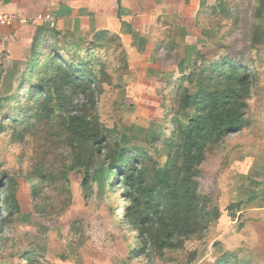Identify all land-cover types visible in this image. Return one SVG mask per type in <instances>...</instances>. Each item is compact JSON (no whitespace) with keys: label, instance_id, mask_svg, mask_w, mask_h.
I'll return each instance as SVG.
<instances>
[{"label":"rangeland","instance_id":"374dc122","mask_svg":"<svg viewBox=\"0 0 264 264\" xmlns=\"http://www.w3.org/2000/svg\"><path fill=\"white\" fill-rule=\"evenodd\" d=\"M201 1L198 12L182 14L178 9L176 25L161 33V38L166 37L162 50L160 38L150 55L136 51L137 30H127L134 45L114 44L104 49L111 82L99 88L97 102L104 125L115 131L122 146L148 154L152 168L166 160L162 152L173 130L170 98L176 85L196 66L202 69L227 57L248 65L253 73L250 126L209 150L200 170V192L217 213L207 230L178 247L163 251L149 247L134 255L141 243L124 216L131 204L125 178L115 175L117 171L109 173L106 165L93 172L87 191L81 171L69 172L65 180L61 168L67 162L62 157L67 156L68 148L53 137L52 127L39 122L18 141L13 139L12 121L0 133L3 221H9L14 211L6 199L24 200L25 208L34 212L26 222L34 226L35 238L45 247L50 244L63 260L83 264H264V19L255 18L263 2ZM4 29L0 28V99H9L0 107V115L15 116L21 108L16 100L23 102L21 91L28 93L20 86L33 54V41L30 33L20 41ZM27 77L30 80L31 75ZM82 100L79 94L76 101ZM45 160L58 168L53 169L57 179L34 198L33 171ZM38 204L45 209L43 214L37 213ZM37 216L42 221L39 226ZM32 260L29 264H40L36 258ZM48 260L43 257L42 264Z\"/></svg>","mask_w":264,"mask_h":264},{"label":"trees","instance_id":"16d2710c","mask_svg":"<svg viewBox=\"0 0 264 264\" xmlns=\"http://www.w3.org/2000/svg\"><path fill=\"white\" fill-rule=\"evenodd\" d=\"M261 2L263 5L255 13L257 20L264 19V0ZM114 44L123 46L120 35L108 30L97 33L90 48L54 45L36 37L20 86L28 93L21 91L23 102L16 100L21 108L15 116L0 115V133L7 129L9 121L15 141L37 122L52 127L56 132L53 137L68 148L67 156L62 157L67 162L61 168L65 180L69 172L79 170L84 174L82 186L87 191L93 172L106 165L109 173L117 171L115 175L125 178L131 204L125 208L124 216L141 243L134 255L149 247L159 251L175 248L185 239L202 235L217 214L209 198L200 192V170L209 150L250 126L253 73L247 64L227 57L202 69L196 66L184 77L170 98L173 130L164 142L162 157L166 160L150 168L149 155L122 146L115 131L100 118L98 90L111 82L103 50ZM164 44L165 41L159 50ZM79 94L82 101H76ZM8 99H0V107ZM46 161L33 171L34 198L57 179L53 169L58 168ZM6 202L14 208L11 216L20 211L18 199ZM36 206L37 213L43 214L45 209ZM7 220L0 218L1 231Z\"/></svg>","mask_w":264,"mask_h":264},{"label":"crops","instance_id":"0c3cea01","mask_svg":"<svg viewBox=\"0 0 264 264\" xmlns=\"http://www.w3.org/2000/svg\"><path fill=\"white\" fill-rule=\"evenodd\" d=\"M202 4L201 0H2L1 9L18 15V19L11 24H0V28H5L7 35H16L20 41L30 33L31 41L40 37L54 45L80 47L90 43L97 33L108 30L119 34L126 48L134 45V38L127 30H137L136 51L150 55L161 33L168 31L171 24L176 25L177 11L198 12ZM165 39L161 38V44ZM18 202L20 211L6 222L3 231L0 230V264H29L35 258L42 264L43 257L49 259L44 264H83L68 258L63 260L56 256L50 244L45 247L38 241L34 226L26 222L34 215L33 210L25 208L24 200L19 198ZM37 221L38 226L42 224L41 218Z\"/></svg>","mask_w":264,"mask_h":264},{"label":"built area","instance_id":"2783aa9c","mask_svg":"<svg viewBox=\"0 0 264 264\" xmlns=\"http://www.w3.org/2000/svg\"><path fill=\"white\" fill-rule=\"evenodd\" d=\"M1 3L2 0H0V24H11L13 21L18 19V15L11 13V12H6L1 9ZM50 22V20H48ZM54 24L52 23V26Z\"/></svg>","mask_w":264,"mask_h":264}]
</instances>
